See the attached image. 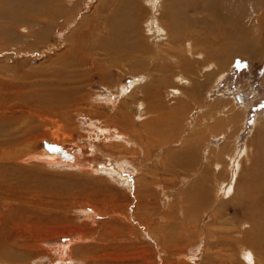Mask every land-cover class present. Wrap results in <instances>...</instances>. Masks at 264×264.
Here are the masks:
<instances>
[{
  "label": "rangeland",
  "instance_id": "1",
  "mask_svg": "<svg viewBox=\"0 0 264 264\" xmlns=\"http://www.w3.org/2000/svg\"><path fill=\"white\" fill-rule=\"evenodd\" d=\"M76 1H81V3L75 6L73 4ZM103 2L106 3V0H67L66 4L71 12L67 15L70 16L59 20L56 26L46 33V37H42L44 39L36 38L40 26L36 21H31V15L27 19H17L6 25L8 37L11 39H0V82H10L9 80L13 78L12 80L27 83L26 87H31L27 89L28 94L37 93L38 96L47 98L50 92H56V95H50L49 98L52 101V98L56 96L63 101L64 98H68L69 101H64L63 105L66 110L70 109L73 115L70 120L61 121L62 118L57 119V116L61 117L60 115L48 113L47 117L55 115L56 118H52L47 123L49 130L46 131V135L44 131L40 132L35 135L34 140L25 141L17 146L20 149L25 144L26 149L23 151L20 149L22 151L20 159L23 161L28 159L31 153H45L46 155L55 153L58 154V161L64 164L49 165L46 163L44 165L37 161L30 162V160L22 163L19 159L21 162L18 161L15 169L22 175L18 174L17 177L7 179L5 189L2 190L4 193L0 196V212L4 215V220L9 214L15 218L16 211L19 210L23 220L29 223L44 224L57 216L58 220L62 219L64 227L66 226L65 221L83 224L86 220L82 215L79 217L76 215L75 206L86 202L88 198L95 199L96 189L101 190L105 187L109 188L108 191L111 189L110 193L114 194V199H118L123 204L131 203L136 194L140 193L139 195L143 196L153 210H150L153 214L150 212L149 217L151 216V219L158 218V216L163 218L159 220L160 225L166 226L167 221L164 216L167 214H175L177 219L181 220L177 228V239L183 242L187 240L186 247L180 248L181 250L178 248V250L185 251L192 256L196 255V257L190 263L185 259L178 260L174 257L173 251L168 248V244L163 243V238L143 232L140 235H130L133 242L126 243L129 247L137 246V249H125V253L114 254L117 259L121 256L125 258L122 262L119 260L118 264H123L124 261V264H166L168 261H170L169 264H178L176 260L179 264H209L212 262L218 264V258H215V255L219 248L226 249L225 252L232 254L235 258V261H227L226 264H243L242 252L240 253L238 245L233 242L238 241L246 245L245 234H251L256 225L254 219L257 213L254 211L253 204L245 194L238 196L247 189L245 182L253 163L261 162L259 158L261 151L258 148L261 140L258 134L264 130V31L257 34L260 40L259 53L252 55L232 53L230 59L227 58L230 60L229 66L224 68L226 71L219 79L218 75L223 69H219L220 71L213 69L227 57L229 38L232 37V33L225 32L227 36L222 32L215 33L214 31L220 29L217 27V22L210 20L211 22L205 24V28L200 30L202 32L198 40L201 43L195 42L196 46L188 52L186 46L190 43L188 40L191 35L187 33L184 34L185 36L182 35V38L176 39L177 42L169 40L170 42L167 43L165 30L160 23L162 14L166 10V0H137L134 3L135 8L138 7L135 10L137 23L134 33L144 45L142 44V48L136 51L135 57L137 59L143 57L144 60L124 63V60L118 59L114 60L117 67L107 69L104 67L97 71L88 67V70L84 69L83 72H80L75 64L68 62L64 64L62 59L53 60L55 56L64 57L72 41L77 40L83 46V50L87 48L89 51V47H92L93 42L98 38L108 40V30L102 28ZM104 6L106 9L107 6ZM204 17L207 20L205 15ZM28 26V30L24 29ZM208 26L213 29L211 34H208L210 31ZM159 29L163 31L160 32ZM99 34L101 35L97 38ZM235 38L239 39V36ZM212 39L213 42H209ZM27 42H34L35 46H26L24 43ZM96 47L94 46L93 49L97 51L101 49L100 46ZM181 47H184L185 51H182L184 48ZM164 50L175 59L171 60ZM79 58L80 55H77L75 51L72 60L77 61ZM65 60L68 59L65 58ZM140 75H149L150 80L145 84L142 83L129 95H121L118 107L128 111L131 115L133 127L140 135L143 153L140 154V151L128 147L124 150L125 146L116 142L108 149L105 145V140H109L108 137L104 141L92 137L89 115L93 113L98 116L103 125H115L121 118L118 113L116 114L117 109L112 110V106L102 105L94 98H100L98 95L109 93L108 88L116 93L121 83L128 85ZM176 75L182 76L185 82L178 81ZM70 92L76 94L73 96ZM31 97L35 96L31 95ZM140 100L145 104L140 111L145 119H142L140 115L138 119L137 116L139 112L136 104ZM234 102L238 105L233 106ZM226 105L229 109L226 114L229 117L220 115ZM56 109L60 108L56 107ZM210 114L215 115V120L214 117H210ZM207 118L209 121L213 119L211 124L207 125L210 128L203 129L206 134L198 138L199 130L197 129L195 133L192 129L197 124H202V121ZM244 118H246L245 123H243ZM33 121V123H38L36 118ZM96 123L100 124L99 121ZM57 128H59L60 138L52 135V131ZM226 130L229 131L226 133ZM93 139L96 143H92ZM188 139L191 140L187 142ZM74 143L94 146L96 154L92 155L90 147H88L89 150H85L86 156L89 154L92 156V159H89L90 163L97 161L99 156L104 158L98 153L110 154L109 162L106 160L101 165V167L106 166L105 172L94 175L76 171L71 167L65 168L64 165L68 163L76 165L73 159L67 161L66 155H81ZM114 144H117V147ZM206 147L210 150L206 151ZM118 156L119 158L116 159ZM123 156L128 166L121 171L118 167L120 163H125ZM206 157L209 163L206 162ZM231 159L235 160L234 163ZM217 162L220 165L217 166ZM90 163L87 166L91 165ZM109 168L121 171V177L117 172L111 173ZM124 177L126 179H123ZM232 185L233 191L229 192ZM75 201H77L76 204ZM131 208L134 207L131 206ZM184 219L187 222L182 225ZM4 223L8 225L9 219H6ZM92 223L88 225V228L95 232V237L99 234L98 237L101 238L102 225L94 223L96 224L94 226ZM42 228L38 232L39 235L36 233L31 240L33 245L41 244L38 251L34 252V255L32 253L33 256L26 252L27 255L24 257L27 260L23 262L25 258H21L20 263L17 261V264H61L54 258L56 253L53 250L50 253L46 252L45 245L54 248L58 244L70 242L72 232L76 238L80 235L76 230L68 229L60 232L63 228L58 231L59 234L48 235L49 233H45L46 228ZM40 235L43 236L42 241L39 240ZM107 238L112 240V238ZM216 238L223 239L225 244L216 247ZM79 243L76 241L75 245H72L75 247L74 260L77 264H102L98 262V249L94 251L90 248V252L82 253L84 247L78 246H86V244ZM91 243L98 245L96 239L91 240ZM249 247L254 250L256 259H263L259 264H264V245L261 248L251 242ZM105 252L109 254L108 257L113 256L110 249L107 248ZM206 256L209 261L205 259ZM143 257L147 262L142 260Z\"/></svg>",
  "mask_w": 264,
  "mask_h": 264
},
{
  "label": "bare ground",
  "instance_id": "2",
  "mask_svg": "<svg viewBox=\"0 0 264 264\" xmlns=\"http://www.w3.org/2000/svg\"><path fill=\"white\" fill-rule=\"evenodd\" d=\"M136 1L137 0L135 1L134 0H106V3L103 2L102 6L104 7V15H103V21H102V28H105V30L106 29L108 30V35H107L108 40L98 38L101 35L99 34V36H97L98 39L95 41L93 40L94 41L93 45L92 47H89L90 49L89 51H87V48L83 50V46L80 45L77 40L72 41L70 42V47L68 48V51L67 50L65 51L66 55H64V57L67 58L68 60H65L64 57L57 58L56 56L55 58H53V60L57 61L59 59L60 60L62 59V61L65 62L64 64H67V62L71 63L72 65L75 64L79 68L77 69L80 72L84 69L88 70V67H92V69H95L96 71L101 70L104 67L106 69L117 67L114 64V60H118V59L124 60V63H128V62L136 63L138 61L144 60L143 57H140L138 59L137 57H135L136 51L142 48L141 46L144 45L143 42L137 39L134 33L136 31L135 28H136V23H137L136 22L137 20L135 18V10L138 9V7L137 9L135 8L136 4L134 5ZM66 3H67V0H0V39L2 38L11 39L10 37H8L9 33L6 27L7 24L13 23V21H17V19H27L29 15H31L30 17L31 21L33 22L36 21L37 25L40 26L39 29L37 30L36 38L44 37L46 33L49 32L53 26H56L59 20H63L64 17L68 18L70 16V15H67V14H70L71 12L68 10L69 7H67ZM80 3L81 1H76V3L73 5L78 6ZM165 4H166L165 6L166 10L162 14L163 17L160 23H161V26L165 30V36L168 41L167 43H169L170 41L182 38V35L187 33L188 35H191V36H190V39L188 40L190 41V43L188 44V46H186V49L188 52H191L193 48L196 46L195 42L198 43L199 41L198 37L201 34L200 32H202L200 30H203L201 28H205L204 27L205 24L207 23L209 24L211 22L210 20L217 22V27L218 29H220L219 31L218 30L214 31L215 33L222 32L225 35L226 33H229V32L232 33L231 35L232 37L229 38L230 45L227 48L228 49L227 57L222 59L219 62V64L216 65V68L213 69V70L223 69L218 75L219 79L222 78L221 75L224 74V71H226L225 70L226 67L229 66V62H230L229 59L232 53L238 52L243 55H248V54L252 55V54L259 53L260 40L257 34L258 32L262 30L264 31V0H166ZM104 5L107 6L106 9ZM204 15L206 16L207 20L209 19L208 21L205 19ZM103 24H105V26ZM197 24L200 25V27ZM209 26H208V29L210 31H208L207 29L205 30L208 31V34L209 33L211 34L213 29L212 27H209ZM24 29L28 30L29 26L24 27ZM162 31L160 30V32ZM237 36H239V39L235 38ZM34 42H27L24 44H26V46H29V45L35 46V44H33ZM209 42H213V39L212 41H209ZM221 45H222V42L220 46ZM94 46H97V47L100 46L101 49L98 51L94 50L93 49ZM178 48L180 47L178 46ZM181 48H184V47H181ZM48 50H50V48ZM75 51H77V55H80V58L77 61L72 60V57ZM182 51H185V48L184 50L182 49ZM164 52L166 55L169 56L171 60L175 59V57L173 58L172 55L168 51L164 50ZM228 57L229 59H227ZM70 67L73 68L72 66ZM175 77H178V81L185 82L182 76L176 75ZM12 79L9 80L10 82L8 81L0 82V196L2 193H4V191L2 190L5 189V182H7V179L14 178L15 176L17 177L18 174L22 175L20 172L16 171L15 166L18 164V161L21 160L20 157L22 155V151L23 149H26V147H25V144H23V146L20 148L22 150L21 151L20 149L17 148V146L20 143H25V141L28 142L31 139L34 140L35 135L40 132L44 131V134L46 135V131L49 130L47 129L49 126V124L47 123L52 118H56L54 117L55 115L53 117H50V116L47 117L48 113L51 112V113L60 115L61 117L58 118L57 116V119L61 120L60 118H62L61 121H63V119L66 121L70 120L73 115V113L71 114V110L70 109L66 110V107L63 105V103L65 104L64 101H67L68 98H64V101H63V99H60L56 96L52 98L53 99L52 101L49 98V96L56 95V92H50L48 98L44 96H38L37 93L28 94L27 89H30L31 87L30 88L26 87L27 83L14 81ZM149 80H150L149 75H142V76L140 75L139 77L134 78V80L131 81L128 85L121 83V85L117 87L118 90L116 91V93L112 91V89L108 88L109 93H107L106 95L105 94L98 95L102 100H98L100 99L98 97L94 98L95 101H97L98 103L102 105L104 104V105L112 106L113 107L112 110L117 109L118 111L117 112L115 111V112L116 114L118 113L120 115L121 120H118V123H115V125L114 124L113 125H108V124L103 125L101 124L102 120L99 119L98 116H96L95 114L91 113L89 115V121L91 120V126H92L91 134L93 138L104 141L108 137L109 139L108 141H110V143H107L108 141L105 140V145L107 146L108 149H110V147L113 146V143L116 142L118 144H123L125 146L123 147L124 150H127V147L131 149L133 148L135 150L140 151L139 153L141 154L143 146H142V142L140 139V135L138 131L136 130V128L133 127V120L131 118V115H129L128 111L123 110L118 107L120 104L118 103V101L121 99V95H124V96L129 95V93H132L135 88L139 87L142 83L145 84ZM187 81L190 82L189 80ZM71 93L73 92H70V95ZM75 94L76 93L74 92L73 96ZM31 95L35 97H31ZM68 96H69V93H68ZM235 105L237 106L238 104L234 102L233 106ZM56 107H59L60 109L57 110ZM144 107H145V104L141 100L140 102L136 104L137 111L139 112L137 116L140 115L141 118H144L143 114L140 113V111ZM225 107L227 108V105L224 106V109L220 113V115L229 117V115L226 114V112H228L229 109L228 108L226 109ZM140 116H138V119ZM214 116H215L214 114L213 115L210 114V117L213 118ZM35 118L38 120V123H33L34 122L33 120ZM213 119L215 120V117ZM213 119H211V121H209L208 118L204 119L202 121V124L200 125L197 124L192 129L193 132L195 133L197 132L196 131L197 129L199 130V132L197 133V134H200L198 138L206 134L205 130L210 128V126L208 127L207 125L211 124ZM245 119L246 118L243 119L244 121L243 123H245ZM96 121H99L100 124L96 123ZM230 126H232V124ZM201 130H203L204 132ZM228 131L226 130V133ZM58 132H59V128L53 130L52 135H54L57 138H60L61 135H59ZM226 133L224 134L226 135ZM258 138L261 140V143L258 145V148H260V151H261V153L259 154L260 155L259 158L261 162L253 163L251 169L248 171L246 182H245L247 189L239 193V196H238V197H241L242 195L245 194L248 200L250 201V203L253 204L254 211L257 213V216L254 219V221L256 222V225H254L252 229L253 231L251 232V234L249 233L245 234L244 239H245L246 245L240 244L238 241L233 242L234 244L238 245L240 253L242 252L241 258H243V264H255V263L259 264L263 261V259H259V258L256 259L254 250H252L249 247L251 242H253L257 247H261V248H263L262 246L264 245V130L259 132ZM190 140L191 139H188V141L187 140L186 141L189 142ZM94 142L95 141L93 139L92 143ZM74 144L78 147V151L81 155H74V156L66 155V157H68L67 161L69 159H73L76 165H71L70 163H68L67 165L66 164L64 165L65 168L68 169L69 167H71V168L76 169V171L78 170L85 174L93 173L94 175L100 174V172H105L104 169L106 166L101 167V165H103L102 162H105L106 160L109 162L108 157L110 154L104 155V153L102 152L98 153L99 155L102 154L104 158L103 157L101 158L99 156V159L97 158L98 159L97 161L94 160L92 161V163H90L91 161L89 162V159L91 160L92 156L90 154L87 156L85 155L86 153L85 150H87L88 147H90V145L88 146L86 144L84 146L78 143H74ZM116 145L114 144L115 147H117ZM72 150L74 151V149ZM209 150L210 149L207 148L206 151H209ZM94 151H95V148L93 145H91L90 152H92V155L97 153L96 151L95 152ZM76 152H77V149H76ZM57 155L58 154H55V153L50 154V155H46L45 153L43 154L42 153L40 154L31 153L28 156V159H24V161L23 160L21 161L22 163L23 162L26 163L30 160V162L37 161V162L43 163L44 165H46V163H49V165L50 164L63 165L64 163H60L58 161ZM83 155L85 156L83 157ZM208 157H206V162L209 163ZM118 158L119 156L116 157V159ZM124 158L125 157L123 156L122 159L125 162ZM233 161L235 160L231 159L232 163H234ZM132 162H134V160ZM88 163H90L91 165L87 166ZM216 165L218 166L220 165V163L217 162ZM127 166H128V163L126 162L124 164L120 163L118 169L122 171L123 168ZM115 168H109V170L112 171L111 173H116V172L119 173L118 175L119 177H121L122 172L119 170L117 171L114 170ZM123 179H126V178L124 177ZM204 179L206 178L204 177ZM103 184H106V183L103 182ZM94 186H96L95 182H94ZM96 190L97 191H95V199L88 198L86 202L81 203L80 205L77 204V206H75L76 215L78 217L82 215L84 219L86 220L85 222H83V224L74 223L72 221L70 222L65 221L64 224L66 226L64 227V225H62L63 223L61 222L62 219L58 220L57 216H54L53 218H51L50 222L48 223H44V224L43 223L41 224L38 222L29 223L23 220V217L20 215L19 210H17L16 211L17 215L15 216V218H12L11 217L12 215L10 214L7 215L6 219H9V224L7 225L4 223V221L6 220V219L4 220V215L0 212V264H17L16 263L17 261L20 263V259L26 257L27 255L26 252L30 254V256H33L36 253V251H38V248H40L41 244L33 245L31 243V240H32V237L36 235V233L37 235H39L38 232L41 231L42 227L46 228L47 231H45V233L46 234L49 233L48 235L56 234L62 228L63 229L60 232L67 231L69 229L71 231L76 230V232L78 231L80 233V235H78L76 238L73 236L74 233L72 232L70 236L71 237L70 242L58 244L54 248H51L45 245L46 252L50 253L53 250L56 253L54 258L57 260V262H60L61 264H77L74 260L75 259L74 257L75 247L72 246V245H75L76 241L80 243L82 242L83 245L86 244V246H82V245L78 246L80 243L77 245L80 248L84 247L82 248V253L90 252V248H92L94 251L98 249L97 257H98L99 263L118 264L119 260H121L122 262V260L125 258H122L121 256L117 259L116 257H114V254L116 253L118 254L122 252L125 253L126 251L125 249L127 250H131L134 248L137 249V246L129 247L126 243L133 242V240H131L132 238L130 239L129 237L130 235H133V236H135L134 234L140 235V234H143V232L154 234L155 236L161 239L163 238L164 239L163 243L166 242L168 244L169 246L168 248L171 251H173V255L176 259L178 260L185 259L189 261V263L190 261L194 260L196 255L192 256V255H189L185 251L183 252L180 251L181 249L186 247L187 239L184 242L181 241V239L180 240L177 239V228L179 227L181 220H178L177 219L178 217L175 216V214L168 215L165 212L167 216L166 215L165 216L163 215V216L165 217V220L167 221L166 226L160 225L161 223H159V220L163 218L162 217L160 218L158 216V218L154 217L153 219H151L150 218L151 216L149 217V214L151 212L150 210H152L150 207L151 205L149 206L146 203V200L143 198V196L139 195L140 193H138V195L136 194V196L133 198L134 200L131 203L125 202L123 204L118 199H114L115 197L114 194L110 193L112 191L111 189L110 191H108L109 188L105 187V189H101V190L96 189ZM232 191H233V185L230 186L229 188V192H232ZM186 197H187V194H186ZM187 200H188V197H187ZM4 202H8V201L4 200ZM185 202H186V198H185ZM76 203L77 201H75V204ZM131 206L134 208L132 209ZM185 213L183 212V214ZM151 214H153V212H151ZM186 219H188V216H186ZM186 219H184V221L182 222L183 223L182 225L186 224L187 222ZM170 220H172V222ZM91 222H93L92 225L94 226L96 224L102 225L103 233H101L102 235L101 238L98 237L99 234L96 236L97 237L96 238L95 232H93L91 228L90 229L88 228V225L91 224ZM39 237L41 238L39 240L42 241L43 236L40 235ZM107 237L112 238V240L110 239L108 240ZM137 238H138V235H137ZM95 239L97 240L98 245L96 244L94 245L91 243V240L95 241ZM113 239H115L116 241H114ZM47 240L48 239H46V242H48ZM249 242L250 244L248 245ZM224 244L225 243L223 239L216 238V242H215L216 247L221 246V245L223 246ZM107 248L110 249L111 251L110 253H113V256L108 257L109 254H106L105 252ZM178 248L179 249L181 248V249L178 250ZM225 250L224 248H219L217 254L215 255V258H218V262H217L218 264H226L227 261H235V258L232 256V254L229 255V253H226ZM20 251L22 253H20ZM116 251H119V252H116ZM178 251L180 253L176 254V252ZM145 259L146 258L143 257L142 260L147 262V260ZM205 259L209 261L207 256L205 257ZM26 260L27 259L25 258L23 262H25ZM178 260H176V262L179 264ZM65 261H67V263H65ZM169 262L170 261H168L166 264H169ZM142 264H145V263H142ZM209 264H214V263L212 262Z\"/></svg>",
  "mask_w": 264,
  "mask_h": 264
},
{
  "label": "crops",
  "instance_id": "3",
  "mask_svg": "<svg viewBox=\"0 0 264 264\" xmlns=\"http://www.w3.org/2000/svg\"><path fill=\"white\" fill-rule=\"evenodd\" d=\"M142 119H145V118H142Z\"/></svg>",
  "mask_w": 264,
  "mask_h": 264
}]
</instances>
